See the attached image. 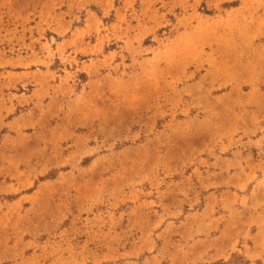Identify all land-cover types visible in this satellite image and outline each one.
Segmentation results:
<instances>
[{
    "label": "rangeland",
    "instance_id": "obj_1",
    "mask_svg": "<svg viewBox=\"0 0 264 264\" xmlns=\"http://www.w3.org/2000/svg\"><path fill=\"white\" fill-rule=\"evenodd\" d=\"M0 264H264V0H0Z\"/></svg>",
    "mask_w": 264,
    "mask_h": 264
}]
</instances>
